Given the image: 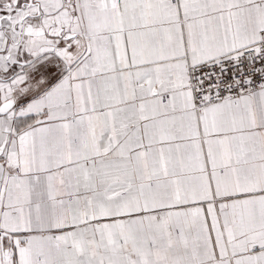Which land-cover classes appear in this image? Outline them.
Returning <instances> with one entry per match:
<instances>
[{
  "label": "snow or ice",
  "instance_id": "6c2138e0",
  "mask_svg": "<svg viewBox=\"0 0 264 264\" xmlns=\"http://www.w3.org/2000/svg\"><path fill=\"white\" fill-rule=\"evenodd\" d=\"M0 264H264V0H0Z\"/></svg>",
  "mask_w": 264,
  "mask_h": 264
}]
</instances>
